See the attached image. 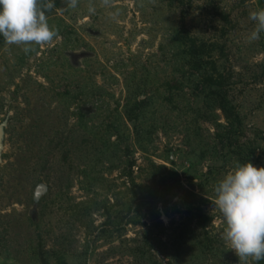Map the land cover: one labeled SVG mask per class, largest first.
<instances>
[{"label":"rangeland","instance_id":"rangeland-1","mask_svg":"<svg viewBox=\"0 0 264 264\" xmlns=\"http://www.w3.org/2000/svg\"><path fill=\"white\" fill-rule=\"evenodd\" d=\"M51 3V43L0 35V264H264L214 205L264 167V0Z\"/></svg>","mask_w":264,"mask_h":264},{"label":"clouds","instance_id":"clouds-1","mask_svg":"<svg viewBox=\"0 0 264 264\" xmlns=\"http://www.w3.org/2000/svg\"><path fill=\"white\" fill-rule=\"evenodd\" d=\"M75 8L78 0H64ZM109 6L111 0H102ZM53 7L51 0H0V35L7 45H23L25 53L35 51L32 45H45L58 38L45 15ZM89 13H94L91 5ZM254 29L249 39L258 40L264 32V8L249 13ZM214 205L226 227L222 239L242 261L264 259V167L252 163L239 164L217 182Z\"/></svg>","mask_w":264,"mask_h":264}]
</instances>
